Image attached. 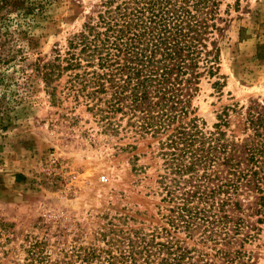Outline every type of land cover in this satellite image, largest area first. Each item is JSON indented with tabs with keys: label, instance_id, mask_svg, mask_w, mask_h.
<instances>
[{
	"label": "rangeland",
	"instance_id": "374dc122",
	"mask_svg": "<svg viewBox=\"0 0 264 264\" xmlns=\"http://www.w3.org/2000/svg\"><path fill=\"white\" fill-rule=\"evenodd\" d=\"M16 1L23 12L0 13V57L17 56L10 66L0 64V264H66L75 247L115 250L135 231L169 229L174 204L164 200L168 171L159 139L125 128L120 116V127L108 128L84 99L69 96L66 76L48 88L34 71L65 52L104 0ZM220 3L214 34L220 69L217 78H202L192 117L214 131L222 115L227 138L242 142L251 133L248 107L264 104V0ZM260 196L245 188L233 193L227 214L241 228L227 245L172 235L217 264H224L219 249L264 264Z\"/></svg>",
	"mask_w": 264,
	"mask_h": 264
},
{
	"label": "trees",
	"instance_id": "16d2710c",
	"mask_svg": "<svg viewBox=\"0 0 264 264\" xmlns=\"http://www.w3.org/2000/svg\"><path fill=\"white\" fill-rule=\"evenodd\" d=\"M21 4L0 0V13L23 12ZM220 4L104 0L96 19L90 18L68 40L63 54L35 64L34 71L48 88L66 76L69 96L84 99L87 110L108 128L120 127V116L125 128L159 139L168 171L164 200L174 204L167 216L169 229L162 233L135 231L115 250L75 247L66 264H217L172 233L184 232L188 238L198 234L203 244L227 245L231 233L237 235L241 228L240 220L234 222L227 214L233 193L242 188L264 193V104L248 107L245 130L251 133L242 142L227 138L222 115L214 131L192 117L202 78H217L220 69L214 39ZM38 9L42 4L33 12ZM3 53L0 64L17 62V56L3 59ZM213 85L217 90L222 86L219 81ZM259 200L264 204V196ZM216 254L224 264H247L240 253L231 256L219 249Z\"/></svg>",
	"mask_w": 264,
	"mask_h": 264
}]
</instances>
